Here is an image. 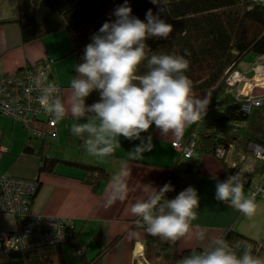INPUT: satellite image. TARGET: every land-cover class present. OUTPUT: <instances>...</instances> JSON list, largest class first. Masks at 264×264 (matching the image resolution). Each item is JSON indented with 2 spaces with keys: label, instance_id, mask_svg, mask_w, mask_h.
I'll return each mask as SVG.
<instances>
[{
  "label": "trees",
  "instance_id": "1",
  "mask_svg": "<svg viewBox=\"0 0 264 264\" xmlns=\"http://www.w3.org/2000/svg\"><path fill=\"white\" fill-rule=\"evenodd\" d=\"M15 1L16 15L0 18V25L16 24L19 28L21 44L32 43L50 34L64 31L70 53L75 56V64L82 62L84 48L91 42L90 37L104 22L115 20L112 13L124 3V0ZM128 4L132 8V15L141 20H145L149 9L156 15L160 7L152 4L150 0H128ZM159 14L161 19L173 26V31L167 39L150 38L146 40V44L157 54L184 56L189 61L185 75L192 81L193 96L200 99L206 97L209 101L206 115L196 122L188 135L196 133L197 139L194 146L196 155L187 159L189 167L186 171L190 173L201 156L208 154L217 157L223 164L226 179L238 173L243 185L249 186L255 172L264 174V161L252 157L253 160L255 159L254 167L243 171L238 163L227 165L225 158L229 153L236 160L240 154L243 156L251 154L248 151V144L251 142L264 147V98L260 105H252L248 111L244 110L243 105L247 103V96L238 95L234 85L229 84L228 78L234 71L239 72L238 67L247 55H251V59L264 57V1L167 0L165 13ZM45 61H50L51 67L44 77V82L57 83L60 86L57 95L62 100L63 87L54 77V60L51 58L44 57L33 64L24 65L13 74L1 73L0 78L10 74L17 76L20 71L34 68ZM146 71V66L142 63L137 74L143 75ZM75 75L73 70L72 79ZM99 98V92L94 91L86 98V105L97 102ZM0 116L10 118L2 114ZM10 119L17 121L26 129L23 151L39 159L40 172L60 175L66 173L76 177L94 192L99 191L109 182L111 176L102 166L87 162L84 158L66 159L51 155V142L59 135L60 121L51 124L44 114L29 119L27 123ZM82 122L76 120L67 123V126L64 125L67 139L70 142H78L82 146L80 151L84 150L83 142L74 137L70 129L74 123ZM28 127L39 128L44 136L34 137L29 133ZM188 136L183 138L186 140ZM220 147L224 150L222 157L217 155V149ZM177 155L184 158L178 153ZM62 166L68 169H63ZM173 169L174 166L166 170L165 178L159 188L165 184L172 185L175 181L179 172L175 174ZM259 186L264 187V179L257 188ZM37 187L36 184V190ZM259 195L260 193L256 197ZM32 199L33 197L30 199V209ZM242 215L241 213L239 218ZM133 227L137 228L135 225ZM138 228L144 230L142 227L138 226ZM221 237L230 247L236 239L253 242L232 228L226 230ZM98 243L97 241V245ZM64 246L68 247L73 264H101L111 244L98 247L96 254L91 259H87L79 245L77 235L69 225L66 228L64 242L2 252L0 264H68L64 256ZM143 254L149 264H177L178 260L191 255V252H178L177 241L163 242L159 237H153L145 231Z\"/></svg>",
  "mask_w": 264,
  "mask_h": 264
},
{
  "label": "clouds",
  "instance_id": "2",
  "mask_svg": "<svg viewBox=\"0 0 264 264\" xmlns=\"http://www.w3.org/2000/svg\"><path fill=\"white\" fill-rule=\"evenodd\" d=\"M150 2L160 6L159 12L154 15L149 9L141 20L132 15L128 0H124L112 13L115 20L104 22L90 37L82 62L75 64L68 108L56 94V86L44 82L43 73L34 81V88L41 93L38 102L55 121L68 113L83 121L74 123L70 131L94 157L114 156L121 148L118 138L123 137L140 141L127 152L128 159H143L154 145L151 135L142 134L153 125L162 137H181L186 126L206 115L208 99L193 96L192 81L185 75L189 61L180 55L157 54L146 44L150 38L167 39L173 31L159 14L165 13L167 0ZM142 63L147 71L138 75ZM94 91L99 92V100L86 105V98ZM130 175L127 167L112 175L103 204L106 209L126 199ZM147 188L146 199L138 200L130 209L139 227L168 243L185 237L205 240L204 230L192 231L200 203L194 187H187L172 199L165 198L167 192L174 191L171 184ZM214 198L247 217L257 209L255 194L245 195L238 173L216 183ZM177 264H264V260L254 256L251 248L237 256L224 238L217 237L203 251L193 252Z\"/></svg>",
  "mask_w": 264,
  "mask_h": 264
},
{
  "label": "crops",
  "instance_id": "3",
  "mask_svg": "<svg viewBox=\"0 0 264 264\" xmlns=\"http://www.w3.org/2000/svg\"><path fill=\"white\" fill-rule=\"evenodd\" d=\"M4 2L5 0H0V15H2L0 18L14 17L17 12L16 1L12 2L14 9L7 16L3 15ZM44 57L54 60V77L63 87L62 102L68 108L75 56L70 53L66 33L59 31L41 40L21 44L19 28L16 24L0 25V74L15 72L24 65L33 64ZM255 60L257 59L240 63L238 70L242 80L234 84V87L240 95L264 98V60L261 61L260 58V62L257 63ZM71 117L68 113L64 121L60 120V124L66 125L70 122L68 118ZM196 122L186 126L181 137L188 136ZM19 124L10 118L0 116V175L7 174L35 182L38 187L31 203L32 212L37 215L69 218L70 227L77 235L79 245L87 259L96 254L98 247L111 244L101 264L138 263L141 257H144L145 231L135 224L134 220L137 217L131 214V206L138 200L146 199L147 185L156 189L160 187L167 169L174 166L175 174L180 170L188 169L189 161L180 158L171 146L172 141L181 137H162L153 125L147 133L142 134L151 135L154 145L152 151L144 153L143 159H128L127 152L140 141H128L123 137L118 138L121 148L116 150L114 156L106 158L90 156L85 159L107 169L111 177L122 168L127 167L131 170L126 199L106 209L103 204L109 182L99 191L94 192L76 177L66 173L60 175L40 172L39 159L23 151L26 132L24 133V128ZM237 159L229 153L225 161L227 165L238 163L243 171L255 165L254 162H248L247 156L240 154ZM256 173L262 176L261 172ZM254 178L255 175L252 180ZM225 179L223 164L217 157L208 154L202 155L193 170H190L188 186L197 190L200 200L196 209L197 219L192 221V231L204 230L206 236L204 241H198L194 237L181 238L177 241L178 252L190 251L191 254L201 252L212 239L221 237L231 228L243 237L259 243L264 250V196L260 194L255 198L257 209L252 217L242 215L239 218L241 214L239 211L217 202L214 198L216 183ZM252 180L249 186L244 185L246 196L252 194L262 181V179L259 182ZM0 219L3 222L0 229L10 227L9 218L0 216Z\"/></svg>",
  "mask_w": 264,
  "mask_h": 264
},
{
  "label": "built area",
  "instance_id": "4",
  "mask_svg": "<svg viewBox=\"0 0 264 264\" xmlns=\"http://www.w3.org/2000/svg\"><path fill=\"white\" fill-rule=\"evenodd\" d=\"M260 58L261 61L264 60V57ZM260 58L255 60V62H260ZM50 67V61H45L34 68L20 71L16 74L17 76L12 75V73L1 77L0 114L25 123L35 116L44 114L49 118V122L54 124L55 120L38 102V97L41 95L40 91L34 88L35 79L41 73L45 77ZM241 80L242 77L237 71H234L228 78V82L231 85L239 83ZM254 81L257 82V80ZM52 84L56 86L58 90L56 94H58L60 86L57 83L52 82ZM237 94L240 95L239 92ZM261 100L262 98L247 96V103L243 105V109L248 111L252 105H260ZM28 131L37 138L44 136L42 131L36 127H28ZM196 137V133H192L186 140L178 138L172 141L171 144L178 154L186 159H191L196 155L194 149ZM248 151L256 158L264 161V147L261 145L251 142L248 144ZM223 154V148L217 149L219 157H222ZM188 177L189 173L186 170L179 171L175 181L172 183L174 191L167 192L168 199L174 198L180 191L189 187ZM35 192L36 184L31 180L7 174L0 175V216L11 220L9 228L0 229V253L35 245L58 244L65 241L66 228L70 225L71 220L62 216H45L33 213L29 203ZM253 193L255 197L259 193L264 196L262 186L256 188ZM137 220L138 218L134 220L136 225ZM247 248H251L253 255L257 256L262 246L259 243L244 239H236L231 245V249L237 256L242 255ZM81 252H78V254H81ZM140 261L136 264H149L144 257H141Z\"/></svg>",
  "mask_w": 264,
  "mask_h": 264
},
{
  "label": "rangeland",
  "instance_id": "5",
  "mask_svg": "<svg viewBox=\"0 0 264 264\" xmlns=\"http://www.w3.org/2000/svg\"><path fill=\"white\" fill-rule=\"evenodd\" d=\"M13 1H15V0H5V2H4L5 11H3V15L4 16L10 15L12 13V11L14 9V5L12 3ZM1 16L2 15H0V17ZM250 60H251V55H247L246 58L244 59L243 63L244 62H249ZM12 73H14V72H12ZM232 74L233 73H231L230 75H232ZM243 89L244 88H242L241 91H243ZM68 120L70 122H75L76 121L74 118H68ZM61 121H64V120L62 119ZM61 121H60V123H61ZM70 122H68V124ZM66 126L60 124L59 136L54 138V139H52L51 149H50L51 155L52 156H56V157L66 158V159L67 158H75V157H79L80 159L81 158H84V159L90 158V156H92V155H89L88 153H86L85 150H83V151L79 150V149H82V146L78 142H76V141L70 142L67 139V136H66V133H65L66 132ZM23 131L25 133L26 129H23ZM181 138H183V137H181ZM171 146H172V144H171ZM172 148H173V146H172ZM252 157L255 158V156L252 153L247 155L248 162H253L255 160V159L253 160ZM63 169H68V168L63 167ZM263 177H264L263 174L261 176V174L257 175V173H256L255 174V178L252 181L259 182V181H261V179H263ZM263 190H264V188H263ZM2 219H4V218H2ZM2 223L3 222L0 219V228H2V226H1V225H3ZM250 227L253 228V226H251V225H250ZM262 249H263V247H262ZM262 249L259 251L257 257H259L261 260H264V250H262ZM64 256H65V259H66L68 264H73L74 263V261L71 258V255L69 253V249H68L67 246H64ZM92 257H90V259Z\"/></svg>",
  "mask_w": 264,
  "mask_h": 264
}]
</instances>
